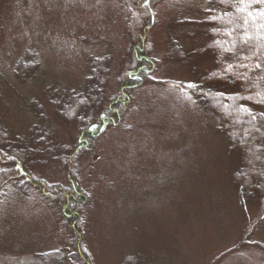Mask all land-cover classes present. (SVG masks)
I'll return each instance as SVG.
<instances>
[{"label": "rangeland", "instance_id": "rangeland-1", "mask_svg": "<svg viewBox=\"0 0 264 264\" xmlns=\"http://www.w3.org/2000/svg\"><path fill=\"white\" fill-rule=\"evenodd\" d=\"M151 5L155 26L146 49L155 63L143 66L148 83L139 80L124 93L119 72L132 54L121 0H0V122L15 139L36 123L26 102L46 109L48 89H79L96 58L107 59L104 100L122 101L127 93L131 99L123 122L106 129L80 164L78 186L88 195L79 229L66 222L59 201L25 177L6 183L0 264H82L83 254L86 264H264L261 202L236 187V155L215 115L186 89L213 70L208 0ZM239 5L236 12L249 21L262 18L241 10L247 2ZM171 39L181 44L183 61L171 60ZM27 52H35L40 67L20 83L15 69ZM46 111L57 142L73 147L77 131ZM3 168L0 163V173ZM64 169L49 163L31 173L64 187ZM134 255L136 262L129 260Z\"/></svg>", "mask_w": 264, "mask_h": 264}, {"label": "trees", "instance_id": "trees-1", "mask_svg": "<svg viewBox=\"0 0 264 264\" xmlns=\"http://www.w3.org/2000/svg\"><path fill=\"white\" fill-rule=\"evenodd\" d=\"M121 2L131 42L129 56L132 54L119 72V81H123L126 93L136 88L139 80L142 85L148 83V70L143 66L153 61L146 46L155 26V15L149 0ZM239 4L240 0H208L209 42L206 49L213 61V70L199 76L194 88L186 89L217 118V131L228 150L236 155L237 165L232 179L245 198L260 200V211L264 212V27H261L264 19L249 21L236 12ZM241 10L253 16L254 13L261 14L264 13V3L247 2ZM169 43L171 60L183 61L185 53L179 41L171 39ZM106 61V58L94 59L77 90H47V108L53 111L59 124L73 128L79 134L73 147L66 148L57 142L52 129L47 127L50 114L36 100L26 102L24 106L36 118L26 135L24 132L15 139V135L7 132L0 122V163L4 165L0 173V197L6 183L23 176L48 198L64 206L66 222L72 220L77 229L81 227H78L81 205L88 194L78 186L80 164L92 153L90 149L106 129L118 127L123 122L125 107L131 103L128 93L122 101L116 96L104 100L109 74ZM39 62L35 52H27L16 65V80L25 83L36 77ZM1 90L0 79V98ZM244 118L246 122L242 123ZM49 163L65 166L67 186L41 181L31 173L36 167ZM86 257L84 254L80 256L82 264L88 262ZM129 260L138 261L136 255Z\"/></svg>", "mask_w": 264, "mask_h": 264}, {"label": "snow or ice", "instance_id": "snow-or-ice-1", "mask_svg": "<svg viewBox=\"0 0 264 264\" xmlns=\"http://www.w3.org/2000/svg\"><path fill=\"white\" fill-rule=\"evenodd\" d=\"M248 0H240V3H246ZM257 3H264V0H256ZM251 15V14H249ZM262 18H264V13L261 14ZM261 27H264V24L261 25ZM259 67V65H257ZM189 87H192V85H189Z\"/></svg>", "mask_w": 264, "mask_h": 264}]
</instances>
